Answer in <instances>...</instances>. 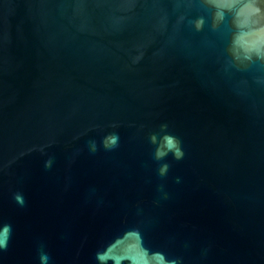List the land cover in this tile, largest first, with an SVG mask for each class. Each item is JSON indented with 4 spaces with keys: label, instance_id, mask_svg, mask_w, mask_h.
Returning <instances> with one entry per match:
<instances>
[{
    "label": "water",
    "instance_id": "1",
    "mask_svg": "<svg viewBox=\"0 0 264 264\" xmlns=\"http://www.w3.org/2000/svg\"><path fill=\"white\" fill-rule=\"evenodd\" d=\"M0 264H264V0H0Z\"/></svg>",
    "mask_w": 264,
    "mask_h": 264
},
{
    "label": "snow or ice",
    "instance_id": "2",
    "mask_svg": "<svg viewBox=\"0 0 264 264\" xmlns=\"http://www.w3.org/2000/svg\"><path fill=\"white\" fill-rule=\"evenodd\" d=\"M3 245V241L2 240H0V246H2Z\"/></svg>",
    "mask_w": 264,
    "mask_h": 264
}]
</instances>
